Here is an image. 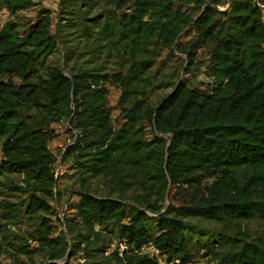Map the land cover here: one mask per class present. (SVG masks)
<instances>
[{
    "label": "trees",
    "instance_id": "16d2710c",
    "mask_svg": "<svg viewBox=\"0 0 264 264\" xmlns=\"http://www.w3.org/2000/svg\"><path fill=\"white\" fill-rule=\"evenodd\" d=\"M255 1L233 0L220 10L224 0H115L125 10L121 18L84 24L85 32L111 42L94 51H118L113 73L68 66L74 48L52 33L49 11L26 35L0 29V177L24 176L27 215L40 219L33 240L46 251L44 264H62L76 247L89 246L97 226L113 228L125 244L112 264H160L157 255L140 252L149 243L168 260L188 264L193 235L206 234L193 219L222 226L264 219V0ZM177 3L201 11L194 17ZM35 4L4 0L12 12ZM182 34L190 37L185 43ZM60 44L66 71L48 63ZM172 46L187 55V70L202 64V54L216 83L201 90L180 81L152 106L146 80L153 60ZM107 84L121 90L116 123ZM65 120L75 141L62 158L78 163L81 192L70 205L75 215L59 218L65 229L54 235L48 215L57 216L50 202L57 198V159L49 141L60 133L53 124ZM139 175L144 185L154 179V198L128 196L125 178ZM98 176L116 192L94 194L87 177ZM218 234L224 245L211 250L206 243L218 264H264V236L240 229Z\"/></svg>",
    "mask_w": 264,
    "mask_h": 264
},
{
    "label": "rangeland",
    "instance_id": "374dc122",
    "mask_svg": "<svg viewBox=\"0 0 264 264\" xmlns=\"http://www.w3.org/2000/svg\"><path fill=\"white\" fill-rule=\"evenodd\" d=\"M34 1L36 2L34 6L12 12L4 5V0H0V29L12 28L19 34L26 35L34 29L37 20L45 11H49L52 19V33L57 36L59 43H66L67 46L74 48L75 55L68 62V66H73L75 69L91 67L108 73H113L120 68L121 59L115 48L110 50L109 47H104L100 51H94L100 43H111L108 37L99 39L98 32L88 34L84 30V24L91 23L94 19H101L97 24L101 26L104 22H115L117 18H121L125 10H118L115 0ZM230 3L231 0H224V4L220 8H227ZM176 7L194 17L201 11L198 6L186 3H177ZM188 39H190L189 36L182 34L179 43H185ZM62 44H60V49L49 57L48 63H58L66 71L64 67L65 48ZM199 57L202 64L193 70H187V55L179 52L174 46L171 48L164 47L160 55L153 60L154 65L146 80L145 86H147L149 93L150 104L157 106L180 81L201 90L213 88L216 82L207 68L204 56L199 54ZM107 86L109 88L112 119L116 123L120 120L118 100L121 90L111 84H107ZM53 126L60 131L57 137L49 141V148L57 159L55 196L57 198L60 196V200L58 201L57 198L50 200L57 216L48 215V220L50 219L54 235H58L59 229H65L59 218L63 221L65 216L73 218L75 215L74 210L70 209V205L75 204L79 199L78 192L80 191L82 174L75 159L63 160L62 158L68 146L75 141V133L70 128L69 121L54 123ZM145 132L147 136L152 135L149 126L146 127ZM87 178L92 192L96 195L104 196L115 193L117 190L115 184L103 176ZM128 179L130 182L125 184L128 188V196L155 197L154 179L148 180L147 185L142 184V179H145V176L142 175H139L138 178L134 176L125 178L127 182ZM25 185L24 176L21 174H6L0 177V264L16 262L19 264H44L46 262L45 249L38 241L33 240V235L40 229V219L27 215L26 205L29 201V193L23 191ZM166 202L168 205L169 199ZM7 203H10L11 206L6 207ZM192 221L206 234L195 233L193 235L189 248L191 258L188 264L219 263L214 255L207 253L206 243L210 244L211 250H217L224 245L221 235L218 234L220 231L233 232L240 229L246 230L252 237L264 236V219L262 218L237 220L235 224L224 226L200 219H193ZM97 230L98 235L91 238L92 242L89 246L83 243L80 248L76 247V254L71 257L67 255L62 260V264H112L114 262L112 255L116 251H121L125 244L119 240L118 234L113 228L101 229L97 226ZM24 251L28 252L24 253ZM153 251L152 249L149 252L159 257L160 264H182L180 260L170 261L165 256Z\"/></svg>",
    "mask_w": 264,
    "mask_h": 264
},
{
    "label": "built area",
    "instance_id": "2783aa9c",
    "mask_svg": "<svg viewBox=\"0 0 264 264\" xmlns=\"http://www.w3.org/2000/svg\"><path fill=\"white\" fill-rule=\"evenodd\" d=\"M154 250L153 252L159 253V251L154 247V245L152 243L149 244H145L141 247L140 252L141 253H150V250ZM154 255V254H151Z\"/></svg>",
    "mask_w": 264,
    "mask_h": 264
},
{
    "label": "water",
    "instance_id": "95a60500",
    "mask_svg": "<svg viewBox=\"0 0 264 264\" xmlns=\"http://www.w3.org/2000/svg\"><path fill=\"white\" fill-rule=\"evenodd\" d=\"M232 1H233V0H231V3H232ZM231 3H230V4H231ZM255 4H256V5H259L258 0L255 1ZM220 10H222V9L220 8ZM80 192H81V191H79V193H80ZM48 262H49V261H48ZM48 262H46V263H48Z\"/></svg>",
    "mask_w": 264,
    "mask_h": 264
}]
</instances>
